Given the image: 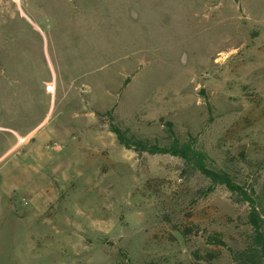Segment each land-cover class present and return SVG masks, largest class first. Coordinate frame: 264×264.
Here are the masks:
<instances>
[{"label": "rangeland", "instance_id": "1", "mask_svg": "<svg viewBox=\"0 0 264 264\" xmlns=\"http://www.w3.org/2000/svg\"><path fill=\"white\" fill-rule=\"evenodd\" d=\"M107 112L139 138L169 121L218 163L264 159V0H0V156L32 132L0 162V264H231L203 238L239 242L245 206L123 148Z\"/></svg>", "mask_w": 264, "mask_h": 264}, {"label": "trees", "instance_id": "2", "mask_svg": "<svg viewBox=\"0 0 264 264\" xmlns=\"http://www.w3.org/2000/svg\"><path fill=\"white\" fill-rule=\"evenodd\" d=\"M108 129L119 145L132 150L137 155H170L179 158L184 165V172H196L206 182L203 194L211 193L215 188H223L232 200L245 206L244 227L241 240L230 243L224 235L214 232L204 236L208 247L224 250L231 264H264V182L260 173L264 171V159H247L240 152L237 164L218 163L205 151L196 147V141L191 136L182 140L169 121L159 118L163 128L162 138H139L117 127L112 122L111 112H107ZM182 236L199 232L193 228L178 230ZM192 256L205 264H212L215 257L213 250L208 249L201 254L193 252Z\"/></svg>", "mask_w": 264, "mask_h": 264}, {"label": "crops", "instance_id": "3", "mask_svg": "<svg viewBox=\"0 0 264 264\" xmlns=\"http://www.w3.org/2000/svg\"><path fill=\"white\" fill-rule=\"evenodd\" d=\"M54 134H56V131ZM31 136H32V132L26 134L23 137L17 136L15 138V142L9 147V149L6 152H4L3 155L0 156V162L3 161L2 159H4L6 155L12 154L17 150H19L30 139Z\"/></svg>", "mask_w": 264, "mask_h": 264}]
</instances>
